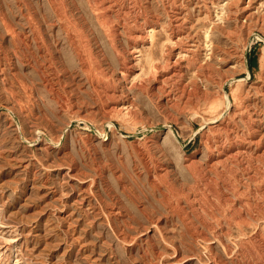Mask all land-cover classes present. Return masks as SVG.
I'll list each match as a JSON object with an SVG mask.
<instances>
[{"label": "rangeland", "instance_id": "1", "mask_svg": "<svg viewBox=\"0 0 264 264\" xmlns=\"http://www.w3.org/2000/svg\"><path fill=\"white\" fill-rule=\"evenodd\" d=\"M263 53L264 0H0V264H264Z\"/></svg>", "mask_w": 264, "mask_h": 264}, {"label": "bare ground", "instance_id": "2", "mask_svg": "<svg viewBox=\"0 0 264 264\" xmlns=\"http://www.w3.org/2000/svg\"><path fill=\"white\" fill-rule=\"evenodd\" d=\"M234 3H242L244 2L245 0H233ZM114 2V1H113ZM231 4V2H230ZM123 5V4H122ZM235 5V4H234ZM127 8V7H126ZM244 8V7H242ZM246 8V7H245ZM119 10V9H118ZM121 10V9H120ZM237 10V9H236ZM234 11V10H233ZM232 11V12H233ZM238 13V12H237ZM243 13V12H241ZM234 15V14H233ZM232 15V16H233ZM237 15V14H236ZM177 16V15H176ZM228 16L229 13H228ZM247 16V15H246ZM182 17V16H181ZM179 17H175V20H172L170 19L169 21V29L171 30V34L174 35V36H178L180 33L176 32L177 29L179 28V26H181V23L183 22V19ZM236 17V16H235ZM71 18V17H70ZM240 18V17H239ZM182 19V20H181ZM181 20V21H179ZM241 20V19H240ZM175 21V24L173 23ZM179 21V22H178ZM252 21V20H251ZM258 21V20H257ZM260 21V20H259ZM214 22V21H213ZM212 22V23H213ZM238 22V21H237ZM245 22V21H243ZM263 22V21H262ZM171 24V25H170ZM238 24V23H237ZM263 24V23H261ZM260 24V26H261ZM239 25L241 26V28L245 27V24L242 23L241 21L239 22ZM259 25V23H258ZM248 27V25H247ZM147 28H145L146 30ZM233 29V28H232ZM246 29V28H245ZM227 30V29H226ZM238 30V29H236ZM235 30V31H236ZM234 31V29H233ZM234 31V32H235ZM229 32V31H228ZM231 32V31H230ZM237 32V31H236ZM168 33V34H170ZM170 34L169 38H168V43H164L161 48H162V65L161 63L160 64H157V63H154V62H151V67L149 69V73H155L158 71V69L162 66V67H168V65H170L169 68V73L171 72L170 75H167V77H171L173 80H176L177 81V91H176V96L177 97H181L183 95H186V103H187V100L189 101V95L196 90V93H197V90H202V92H204V95H206L205 93L208 92V90L206 89L211 83L214 82V71H216L214 69V64L210 61L211 59L215 58L216 60L218 61H227L228 60V57L230 56V53L227 52V50L225 52H220L218 51L219 49L217 50H214L211 52V55H210V60L207 59L206 57H200L198 59V57H195V58H191V60L189 61V63H187V67L186 66H179V67H176V68H172L171 67V64L174 65V64H179V61L183 58V54H181L180 50H182V45H179V40L182 38V36H179L177 37V39L173 40L172 39V35ZM229 34V33H228ZM227 34V35H228ZM232 34V33H230ZM109 35V34H108ZM146 36V35H144ZM153 36H154V27H151L150 28V31H147V37H149L148 39L149 42H151V47H150V50L155 46V42L153 40ZM232 36V35H231ZM230 36V37H231ZM112 39V37H111ZM178 51H176V49H178ZM91 49V48H90ZM226 49V48H225ZM229 51H230V48H228ZM154 50V49H153ZM185 50H187V52L189 51H195L196 49H192V48H186ZM86 49H84L82 47V49L80 50V52H82L83 54V57L81 58L82 59V62H87L86 61V57L85 55L87 54V52H85ZM102 54V53H101ZM177 54V57L176 56H171V55H176ZM172 58H171V57ZM176 57V58H175ZM194 57V56H193ZM77 58V57H76ZM79 58V57H78ZM104 58V56L102 57ZM101 58V59H102ZM175 58V59H174ZM173 59V60H172ZM96 61V60H95ZM261 62H262V66L264 65V53L263 55L261 56ZM48 63V62H47ZM109 63V62H108ZM227 63V62H226ZM49 65V64H48ZM105 66H98L100 69L98 71V73L100 74H106L105 70L108 68H110V65H107V64H104ZM89 66L92 68V65L89 63ZM96 67V68H98ZM64 69V68H63ZM119 69H120V73L121 74H124V75H131L133 72H134V69L132 67V65H129L127 63H124V62H119ZM111 70V69H110ZM113 71V70H112ZM40 72V71H39ZM242 72V71H241ZM69 73V72H68ZM90 74V73H89ZM99 74V76H100ZM114 74V73H113ZM250 72L248 70V74L249 75ZM225 75V74H224ZM51 76V74H50ZM150 77H152L150 75ZM149 77V78H150ZM225 77V76H224ZM227 77V76H226ZM248 76L246 77H242L243 79L239 78L240 80L244 81L247 79ZM45 78V76H44ZM109 78V77H108ZM158 78V77H157ZM230 78H235V76H231V77H227V78H224L222 79L221 83H220V87L221 89L223 90V97L225 96V83L227 80H230ZM151 79V78H150ZM51 80V79H50ZM53 80V79H52ZM57 80V79H56ZM161 81V80H160ZM163 81V79H162ZM45 82V81H44ZM56 82V81H55ZM54 83V82H53ZM103 83V82H102ZM161 83V82H160ZM239 83H242V82H239ZM47 85V84H46ZM241 87V86H240ZM56 89V88H55ZM249 89V88H248ZM58 90V89H57ZM67 91V90H66ZM199 91V92H200ZM173 92V91H172ZM241 92V91H240ZM194 93V92H193ZM212 93V92H211ZM253 93V92H252ZM255 94V93H254ZM194 97V95L192 96ZM225 99V98H224ZM227 100V99H226ZM185 101V100H184ZM176 103H177V100H176ZM184 104V103H183ZM183 106V105H182ZM185 106V104H184ZM208 109L211 108V112H214L216 111V108L214 106H209L207 107ZM257 109V108H256ZM210 110V109H209ZM199 113V112H198ZM202 113V112H201ZM256 128V127H255ZM253 128V129H255ZM257 130V129H255ZM259 130V129H258ZM252 131V130H251ZM257 132V131H256ZM261 133V132H260ZM254 134V133H253ZM262 137V134L260 135ZM259 140V138L257 139ZM253 175V174H252ZM161 179V178H159ZM263 192V191H262ZM109 215V214H108Z\"/></svg>", "mask_w": 264, "mask_h": 264}]
</instances>
